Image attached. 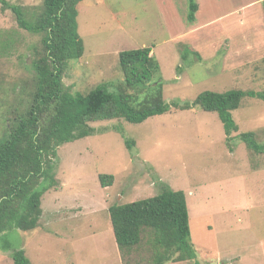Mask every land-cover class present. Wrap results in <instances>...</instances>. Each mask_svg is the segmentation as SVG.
<instances>
[{
    "label": "rangeland",
    "instance_id": "rangeland-1",
    "mask_svg": "<svg viewBox=\"0 0 264 264\" xmlns=\"http://www.w3.org/2000/svg\"><path fill=\"white\" fill-rule=\"evenodd\" d=\"M5 1L38 13L44 2ZM197 3L193 24L189 0L79 4L85 53L66 71L71 92L88 94L102 84L116 92L124 82L120 53L150 47L160 67L153 82L162 84L169 110L141 124L95 123L94 135L62 144L41 185L59 182L42 196L38 227L1 234L0 264H15L19 250L31 264H124L110 207L158 195L164 185L186 194L195 251L193 260L173 264H264V154L241 137L255 132L264 147V102L244 99L232 112L239 131L231 135L218 113L182 108L205 92H264V0ZM0 40V51L12 48L0 55L3 129L17 100L30 103L32 73L18 56L32 63L42 36L22 29L0 0ZM100 175L113 176L114 184L103 187Z\"/></svg>",
    "mask_w": 264,
    "mask_h": 264
},
{
    "label": "trees",
    "instance_id": "trees-1",
    "mask_svg": "<svg viewBox=\"0 0 264 264\" xmlns=\"http://www.w3.org/2000/svg\"><path fill=\"white\" fill-rule=\"evenodd\" d=\"M1 1L14 12L22 29L42 36V46L35 48L30 64L25 56H18L32 73L30 103L24 106L17 100L18 106L10 111L12 119L0 129V235L14 228L36 230L43 215L42 196L59 186L51 176L53 183L41 188L54 171L62 144L94 135L95 123L119 119L141 124L169 110L162 84L153 82L160 67L150 47L120 53L124 82L116 92L102 84L88 94H74L66 86L64 78L70 61L80 60L85 53L78 26V6L84 0H44L39 13L37 7ZM189 7L188 22L193 24L199 10L197 0H189ZM11 49L4 46L0 55H7ZM4 84L1 78L0 95ZM246 98L264 102V92H205L192 105L182 108L200 107L218 113L231 135L239 131L232 112ZM241 137L250 150L264 154L255 132ZM100 179L103 187L114 184L113 176L100 175ZM109 212L124 264H173L194 259L185 192L164 185L158 195L112 205ZM13 257L15 264H31L24 250L16 251Z\"/></svg>",
    "mask_w": 264,
    "mask_h": 264
},
{
    "label": "crops",
    "instance_id": "crops-1",
    "mask_svg": "<svg viewBox=\"0 0 264 264\" xmlns=\"http://www.w3.org/2000/svg\"><path fill=\"white\" fill-rule=\"evenodd\" d=\"M263 1V0H262Z\"/></svg>",
    "mask_w": 264,
    "mask_h": 264
}]
</instances>
